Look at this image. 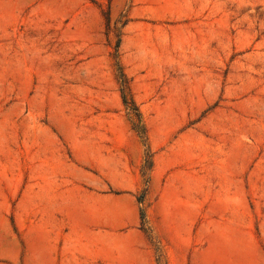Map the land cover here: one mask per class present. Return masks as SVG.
Listing matches in <instances>:
<instances>
[{"label": "rangeland", "instance_id": "374dc122", "mask_svg": "<svg viewBox=\"0 0 264 264\" xmlns=\"http://www.w3.org/2000/svg\"><path fill=\"white\" fill-rule=\"evenodd\" d=\"M0 264H264V0H0Z\"/></svg>", "mask_w": 264, "mask_h": 264}, {"label": "trees", "instance_id": "16d2710c", "mask_svg": "<svg viewBox=\"0 0 264 264\" xmlns=\"http://www.w3.org/2000/svg\"><path fill=\"white\" fill-rule=\"evenodd\" d=\"M120 92H121V100L124 106H127L130 104L129 110L134 114L135 117L138 119L140 118V113L138 112V109L133 103L132 98L129 96V86H128V81L124 74H120ZM129 97V98H128Z\"/></svg>", "mask_w": 264, "mask_h": 264}]
</instances>
